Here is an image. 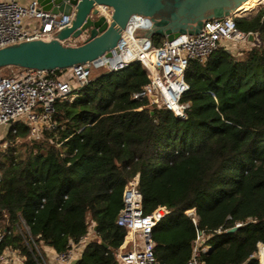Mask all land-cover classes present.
<instances>
[{
	"label": "trees",
	"instance_id": "obj_1",
	"mask_svg": "<svg viewBox=\"0 0 264 264\" xmlns=\"http://www.w3.org/2000/svg\"><path fill=\"white\" fill-rule=\"evenodd\" d=\"M253 7L251 0L245 8ZM236 24L264 40V11ZM244 53L237 58L219 47L190 62L184 118L134 99L151 82L139 62L98 76L55 105V128L44 138L57 148L40 140L38 150L26 143L18 154L16 141L29 127L11 128V143L0 152V220L4 210L8 220L0 252L12 246L37 264L20 234L22 220L40 249L57 253L96 226L74 264H117L113 252L124 242L117 218L126 185L137 179L145 214L168 212L152 230L161 264H186L200 232L210 247L201 254L205 264H260L254 256L264 246V46Z\"/></svg>",
	"mask_w": 264,
	"mask_h": 264
},
{
	"label": "built area",
	"instance_id": "obj_2",
	"mask_svg": "<svg viewBox=\"0 0 264 264\" xmlns=\"http://www.w3.org/2000/svg\"><path fill=\"white\" fill-rule=\"evenodd\" d=\"M249 0L248 2H250ZM244 5V4H243ZM255 7L246 14L234 9L229 16L222 19L205 21L198 35H180L172 41L165 39L160 45L154 43L153 37L147 40L124 44L121 36L115 49L114 63L108 64L105 56L103 63L96 67L93 62L74 65L68 69L41 70L19 67L9 75L0 73V130L13 123H23L29 127V139L35 150L39 149L40 135L45 130L55 128L53 115L58 102L71 101L82 90L102 74H108L127 67L132 63H143L149 73L151 82L139 93L136 100H149L150 108L173 112L184 118L189 104L182 102L189 90L185 73L192 60H205L219 47L227 43H248L250 35L238 29L236 18H250L264 11V0H254ZM102 14L110 19L112 9L101 6ZM35 21L31 29L26 22ZM73 16L54 15L44 11L37 0L28 5L19 0H0V50L35 40L51 41L62 30L71 27ZM68 42V41H67ZM67 42H64L67 44ZM158 96V102L152 97ZM17 133V131H14ZM1 176V175H0ZM124 207L117 218V225L124 229V242L113 252L117 264H161L154 252L152 230L167 215V210L159 208L152 214L144 212L143 197L138 189L137 179L128 182L124 191ZM7 211H3L0 220V246L7 235ZM237 224L235 227H239ZM20 234L29 247L37 264H49L43 251L34 242L29 226L24 220L19 227ZM92 230L79 243L69 242L68 249L57 253L54 251L51 264H74L81 255L92 235ZM218 233L221 230L217 231ZM204 234L199 233L193 256L186 264H205L201 254L210 250L204 246ZM264 264V246L254 256ZM0 264H27V257L21 250L12 246L0 252Z\"/></svg>",
	"mask_w": 264,
	"mask_h": 264
},
{
	"label": "water",
	"instance_id": "obj_3",
	"mask_svg": "<svg viewBox=\"0 0 264 264\" xmlns=\"http://www.w3.org/2000/svg\"><path fill=\"white\" fill-rule=\"evenodd\" d=\"M44 11L73 16L71 27L51 41L35 40L0 50L1 66H18L41 70L68 69L93 62L101 66L105 56H113L122 36L124 44L149 37L172 41L180 35H198L205 21L229 16L249 0H37ZM112 9L110 19L100 11ZM85 38L78 46L65 44L70 39ZM255 36L250 35L249 40ZM152 99L158 102V96ZM239 227L227 231L231 234ZM97 227H94L96 231ZM106 246V245H105ZM107 247V246H106Z\"/></svg>",
	"mask_w": 264,
	"mask_h": 264
},
{
	"label": "rangeland",
	"instance_id": "obj_4",
	"mask_svg": "<svg viewBox=\"0 0 264 264\" xmlns=\"http://www.w3.org/2000/svg\"><path fill=\"white\" fill-rule=\"evenodd\" d=\"M241 45V44H240ZM230 48L231 49H236L238 50V46L239 44H235V43H230L229 44ZM235 53V51H234ZM19 67L18 66H1L0 67V73L4 74V75H9V74H12L13 72H15ZM17 124H21V123H13L10 127H5V128H2L0 130V152L4 151L8 145L11 143L9 138H8V134H9V130L11 128H13L14 126H17ZM44 135L45 133L43 132L41 135H40V140L42 142H45V138H44ZM26 143H32L33 145V142L29 139V135L28 137L24 140L23 138H19L17 139L16 141V145H17V153L18 154H22L24 152V149H25V144ZM45 146L47 147H54V148H57L58 146L56 144H54L53 142L51 141H46L45 142ZM35 149V147H33ZM41 250L43 251V253L46 255V258L48 257V259H50V262L52 261V258H53V253H54V250L47 247V246H41ZM50 262H48L49 264H51Z\"/></svg>",
	"mask_w": 264,
	"mask_h": 264
},
{
	"label": "crops",
	"instance_id": "obj_5",
	"mask_svg": "<svg viewBox=\"0 0 264 264\" xmlns=\"http://www.w3.org/2000/svg\"><path fill=\"white\" fill-rule=\"evenodd\" d=\"M22 4H24V5H28L30 2H31V0H19ZM246 7V6H245ZM242 8V9H244L245 10V13H249V11H248V9L247 8ZM255 15H257V14H255ZM255 15H253V16H255ZM35 25V21H30V20H28L27 22H26V28L27 29H31L33 26ZM160 38V40H161V43L166 39V38H162V37H159ZM84 39L85 38H83V37H81V38H79V39H70V40H68V42H67V45H70V46H78V45H81L83 42H84ZM229 44L230 43H227V45H226V47L228 48V50L235 56V57H237V58H241V57H243L244 56V52L245 51H247L248 49H251V48H253V47H263L264 46V40L263 39H261L260 37H259V35L258 34H256L255 35V39L252 41V40H250L248 43H244V44H241V45H239L238 47V50H234V49H231L230 48V46H229ZM234 51H235V53H234ZM95 227V226H94ZM94 227L92 228V235L90 236V238H89V240L90 239H92L93 237H94V233H95V231H94Z\"/></svg>",
	"mask_w": 264,
	"mask_h": 264
},
{
	"label": "bare ground",
	"instance_id": "obj_6",
	"mask_svg": "<svg viewBox=\"0 0 264 264\" xmlns=\"http://www.w3.org/2000/svg\"><path fill=\"white\" fill-rule=\"evenodd\" d=\"M249 2H246L239 10H241L242 8H244Z\"/></svg>",
	"mask_w": 264,
	"mask_h": 264
}]
</instances>
